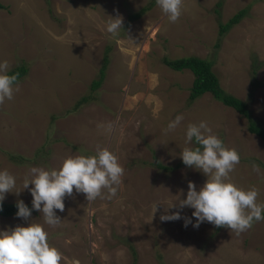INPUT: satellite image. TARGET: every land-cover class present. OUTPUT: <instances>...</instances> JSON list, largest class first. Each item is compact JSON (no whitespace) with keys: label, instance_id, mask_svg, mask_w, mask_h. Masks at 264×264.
I'll list each match as a JSON object with an SVG mask.
<instances>
[{"label":"rangeland","instance_id":"374dc122","mask_svg":"<svg viewBox=\"0 0 264 264\" xmlns=\"http://www.w3.org/2000/svg\"><path fill=\"white\" fill-rule=\"evenodd\" d=\"M0 2V201L32 206L0 264H264V140L164 62L211 60L264 126V0Z\"/></svg>","mask_w":264,"mask_h":264},{"label":"trees","instance_id":"16d2710c","mask_svg":"<svg viewBox=\"0 0 264 264\" xmlns=\"http://www.w3.org/2000/svg\"><path fill=\"white\" fill-rule=\"evenodd\" d=\"M218 6L221 5V1L217 3ZM4 8V5L2 2H0V9ZM145 12V9L143 8L139 12H134L130 15V19L139 18L142 13ZM248 12L247 8H243L239 10L237 13H235L232 17H230L226 22H220L219 23V34L222 36L226 34L232 27H234L236 24H238L242 18L246 15ZM220 45V42L217 43V46ZM105 64L100 69L99 78L94 80L92 83V88L96 89L100 87L102 84L104 78H105V72H106V66L108 63L107 57L105 59ZM164 62L171 68L176 71L183 70V69H189L194 74V80L192 83V86L190 88V95L189 100L192 102L205 93H211L213 94L214 98L217 100H220L227 106L235 108L238 112H240L242 115L246 116L249 120V130L252 133H255L257 136L262 138L264 140V126L262 123H260L257 120H254L251 117L250 108L248 105V102L245 100H242L230 93H228L221 85L220 80L218 76L215 74L213 69V62L209 59L202 58L196 55L192 56H183L178 57L175 59H169L164 58ZM261 66V63L256 61L254 59L252 64V74H253V85L258 86L257 81V73L258 69ZM28 69L25 64L19 65L15 67L14 69L7 72L4 77L3 81L9 84H15L19 81V79L27 73ZM87 99V98H85ZM195 141L197 142L196 147L194 150L190 153L188 156V159L193 160L197 157L199 152L203 150L206 147L214 146L216 142L213 141H200L199 138H195ZM159 168H168L166 165L158 162L156 163ZM32 210V206L30 204H22V203H11V202H4L0 201V215L2 216H14V215H21L24 213H27ZM264 215V213H263ZM220 219V217L218 216ZM136 256V252H135Z\"/></svg>","mask_w":264,"mask_h":264},{"label":"bare ground","instance_id":"6f19581e","mask_svg":"<svg viewBox=\"0 0 264 264\" xmlns=\"http://www.w3.org/2000/svg\"><path fill=\"white\" fill-rule=\"evenodd\" d=\"M47 255V254H46ZM49 256H51L50 254H48ZM52 257V256H51Z\"/></svg>","mask_w":264,"mask_h":264}]
</instances>
